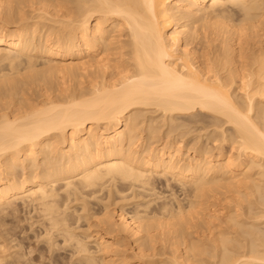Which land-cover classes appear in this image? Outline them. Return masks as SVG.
Listing matches in <instances>:
<instances>
[{"label":"bare ground","instance_id":"bare-ground-1","mask_svg":"<svg viewBox=\"0 0 264 264\" xmlns=\"http://www.w3.org/2000/svg\"><path fill=\"white\" fill-rule=\"evenodd\" d=\"M19 204L56 260L264 264V0H0V215Z\"/></svg>","mask_w":264,"mask_h":264},{"label":"rangeland","instance_id":"rangeland-1","mask_svg":"<svg viewBox=\"0 0 264 264\" xmlns=\"http://www.w3.org/2000/svg\"><path fill=\"white\" fill-rule=\"evenodd\" d=\"M201 41V40H200ZM203 116H205V115H203ZM203 118H205V117H203ZM203 120H205V119H203ZM201 125V124H200ZM198 128L197 130L198 131H200L199 129L200 128H202V129H204V127H199V124H198V126L196 125H193L192 126V130L194 129V128ZM196 129L194 130V131H192V133H194V134H192L191 135V133L190 134H188V138L186 139V140H188V141H190V140H192V139H194L196 136H198V134H196V132L197 133H199V134H201V133H203V134H205V129H204V131H200V132H198ZM203 134H201L202 136H203ZM190 135V136H189ZM192 137H194V138H192ZM204 137H205V135H204ZM204 137H202L201 139H204L203 141H205V138ZM200 139V140H201ZM202 141V140H201ZM202 141V142H203ZM162 142V141H161ZM159 143V142H158ZM159 144H161V143H159ZM228 146V147H227ZM225 150H230L229 149V145H225ZM170 180H173V179H170ZM171 184L173 185V187H175V190H178V193L180 194L181 192H180V189L181 188H179V184L178 185H175V184H177V182H175L174 180L171 182ZM179 189H178V188ZM130 191V190H129ZM105 192H106V190H105ZM104 192V193H105ZM127 192V191H126ZM131 192V191H130ZM125 194H128V192L127 193H125ZM104 195V194H103ZM131 195V196H130ZM129 198H128V200H126V206H127V208L126 209H131V207L130 206H132V204H135L134 202L132 203V199H130L131 197H132V194L131 193H129ZM115 197H117V195L115 196ZM114 197V198H115ZM118 197H119V195H118ZM117 197V198H118ZM182 197H184L183 195L180 197L181 199H182ZM117 198H115V199H113L111 202H113L114 200H115V202H118V201H120L121 202V198H118V200H116ZM129 200H131V202L129 201ZM77 201V200H76ZM105 201V200H104ZM103 201V202H104ZM127 201H129L128 203H132L131 205L130 204H128L127 205ZM75 202V201H74ZM92 202V201H91ZM92 203H94V202H92ZM78 203L76 202V204H73V203H71L70 205V207L71 208H73V207H75V209H77L78 207V209H80L81 207V202H80V204H78ZM74 205H76V206H74ZM130 205V206H129ZM22 204H19V206H18V212H16L17 214L15 215L14 214V217L12 216V215H10V216H6V217H3L4 216V214H2V215H0V239L2 238L3 239V241H1L0 242V244H4V245H6V246H4L3 247V249H1L0 250V253H1V251L5 254V256L6 257H8V256H11V257H9V258H7L6 259V264L8 263H10V262H12V261H14V263L12 262V264H16L15 262H17V263H19L18 261H17V259L19 260H21L20 262H21V264L22 263H24V262H26L27 264H51L52 262V264H74L75 263V261L77 260V257L76 256H73V257H75L76 258V260L74 259V260H72L70 257H72V255L71 254H69L70 252L69 251H66V250H63V251H65V252H67V254L66 253H64L63 251V253L62 252H60V251H58L59 252V258H60V260H59V258H57V260H58V262H56L57 260H56V258L54 259L51 255H52V252L50 253V252H48L49 250H48V246H46V245H48V244H46V242L44 241L43 242V239L41 240L40 239V237H36V235L37 234H35V232H34V230L33 229H37L38 230V228H37V224H35V225H33V227H31L30 225H31V223L32 222H34L35 221V219H37L36 218V216H37V212H36V210H35V212H34V210H33V208L31 207H28V206H23ZM92 206V205H91ZM95 206V205H94ZM125 206V207H126ZM30 208L29 209V211H28V208ZM96 207H98V206H95V208ZM128 207H130V208H128ZM132 207H134V206H132ZM72 210V209H71ZM73 210H74V208H73ZM9 211V210H8ZM24 211V212H23ZM31 211V212H30ZM70 211V210H69ZM29 212H30V214H29ZM34 212V213H33ZM71 212V211H70ZM6 214V213H5ZM29 214V215H28ZM36 215V216H35ZM78 215V213L76 214V216ZM17 216V217H16ZM31 216H32V218H31ZM8 217V218H7ZM16 217V218H15ZM74 217H75V214H74ZM26 218V219H25ZM29 220V221H28ZM73 220H75L74 222H73ZM72 221H70L71 223L73 222V223H76V224H73L74 226H72V227H74L75 228V232H79V233H81V231H77L76 229H77V227H79L80 226V228L82 229V231H83V229L86 227L87 228V223L85 222V221H82L83 223H86V225H84L81 221L80 222H78V221H76V217H75V219H73ZM2 221V222H1ZM32 221V222H31ZM79 224V226H78V224ZM3 226H2V225ZM10 225V226H9ZM77 225V226H76ZM84 225V226H83ZM36 226V227H35ZM4 227V228H3ZM16 227V228H15ZM31 227V228H30ZM84 227V228H83ZM1 228H2V230H1ZM6 228V229H5ZM18 228V229H17ZM73 228V229H74ZM85 228V229H86ZM79 229V228H78ZM92 229H94V228H92ZM91 229V230H92ZM5 230V231H4ZM87 230V229H86ZM90 230V231H91ZM93 231V230H92ZM1 232H2V234H1ZM28 234H27V233ZM88 232H89V230H88ZM26 233V234H25ZM5 234V235H4ZM8 234V235H7ZM82 234V233H81ZM3 235V236H2ZM20 235H22V236H20ZM80 235V234H79ZM83 235V234H82ZM8 236V237H7ZM84 236V235H83ZM4 237V238H3ZM15 237V240L13 239ZM23 237V238H22ZM43 237V236H42ZM41 237V238H42ZM6 238V239H5ZM8 238V239H7ZM44 238V237H43ZM18 239V240H17ZM39 239V241H37V244L38 245H36V241L35 240H38ZM5 240V241H4ZM7 241V242H6ZM15 241V242H14ZM132 241V240H131ZM6 242V243H5ZM14 242V244H12ZM93 240H90L89 241V243H91V244H93ZM18 243V244H17ZM41 243V244H40ZM12 244V245H11ZM31 244V245H30ZM91 244H89V247L90 248H92V247H94V245L92 246ZM94 244H95V242H94ZM11 246V247H9V246ZM23 247H22V246ZM45 245V246H44ZM92 247H91V246ZM2 246V245H1ZM8 246V247H7ZM15 246L17 247V248H15ZM19 246H20V248H19ZM96 246V245H95ZM22 247V248H21ZM34 249V251L32 250V248ZM45 247V248H44ZM2 248V247H1ZM9 248H10V250H12L11 252H10V250H9ZM96 248H97V246H96ZM18 249V250H17ZM27 249H28V251H27ZM30 249V250H29ZM38 249V250H37ZM9 250V251H8ZM20 250V251H19ZM37 250V251H36ZM92 250V249H91ZM93 250H95V248H93ZM92 250V251H93ZM5 251V252H4ZM17 251V252H16ZM95 251H97V250H95ZM15 252H16V254H15ZM19 252V253H18ZM32 252V253H31ZM34 252V253H33ZM10 255H9V254ZM38 253V254H37ZM2 254V253H1ZM3 254V255H4ZM12 254H15V260L12 258L13 257V255ZM30 256H29V255ZM43 254V255H42ZM49 254V255H48ZM60 254H63V256L61 255V257H60ZM70 256H69V255ZM18 255H20V256H18ZM45 255V256H44ZM24 256V257H23ZM29 256V257H28ZM49 256H51L52 258H53V260L51 259V257H49ZM20 257V258H19ZM41 257H42V259H43V261H42V259H41ZM17 258V259H16ZM28 258V259H27ZM47 258V259H46ZM49 258V259H48ZM11 261H10V260ZM13 259V260H12ZM24 259H25V261H24ZM27 259V260H26ZM46 260H47V262H46ZM49 260V261H48ZM54 260H56V261H54ZM69 260H72V263L71 262H69ZM7 261H10V262H7ZM73 261H74V263H73ZM62 262V263H61ZM77 262H79L78 260L76 261V263ZM25 263V264H26ZM75 263V264H76ZM11 264V263H10ZM79 264V263H78Z\"/></svg>","mask_w":264,"mask_h":264}]
</instances>
